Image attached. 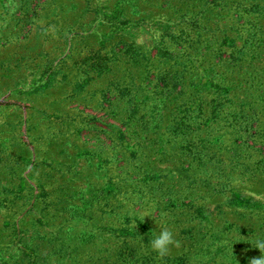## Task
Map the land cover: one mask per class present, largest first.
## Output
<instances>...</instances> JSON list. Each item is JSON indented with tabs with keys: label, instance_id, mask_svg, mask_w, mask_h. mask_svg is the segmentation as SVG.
<instances>
[{
	"label": "rangeland",
	"instance_id": "obj_1",
	"mask_svg": "<svg viewBox=\"0 0 264 264\" xmlns=\"http://www.w3.org/2000/svg\"><path fill=\"white\" fill-rule=\"evenodd\" d=\"M257 241L264 0H0V264H250Z\"/></svg>",
	"mask_w": 264,
	"mask_h": 264
},
{
	"label": "clouds",
	"instance_id": "obj_2",
	"mask_svg": "<svg viewBox=\"0 0 264 264\" xmlns=\"http://www.w3.org/2000/svg\"><path fill=\"white\" fill-rule=\"evenodd\" d=\"M146 217V216H145ZM179 240L174 236V233L167 228H160V231L151 240V249L163 258L170 252L171 248L179 247ZM255 248L259 249L262 255L259 258H253L250 264H264V241H257Z\"/></svg>",
	"mask_w": 264,
	"mask_h": 264
}]
</instances>
